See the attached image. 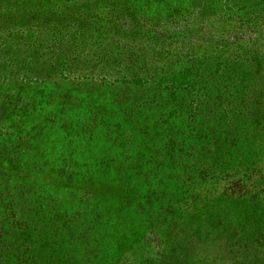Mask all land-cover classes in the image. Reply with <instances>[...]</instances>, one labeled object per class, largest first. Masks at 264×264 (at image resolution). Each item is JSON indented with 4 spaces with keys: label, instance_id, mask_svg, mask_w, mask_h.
Returning a JSON list of instances; mask_svg holds the SVG:
<instances>
[{
    "label": "rangeland",
    "instance_id": "rangeland-1",
    "mask_svg": "<svg viewBox=\"0 0 264 264\" xmlns=\"http://www.w3.org/2000/svg\"><path fill=\"white\" fill-rule=\"evenodd\" d=\"M0 264H264V0H0Z\"/></svg>",
    "mask_w": 264,
    "mask_h": 264
}]
</instances>
